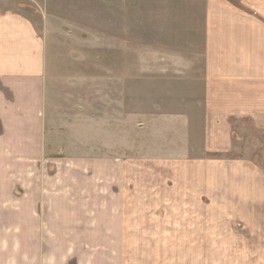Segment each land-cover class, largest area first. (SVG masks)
Instances as JSON below:
<instances>
[{
	"label": "rangeland",
	"instance_id": "374dc122",
	"mask_svg": "<svg viewBox=\"0 0 264 264\" xmlns=\"http://www.w3.org/2000/svg\"><path fill=\"white\" fill-rule=\"evenodd\" d=\"M21 2L46 36L57 136L39 170L0 163V264H260L261 198L246 203L218 174L236 158L264 171V131L237 124L231 152L207 140L205 1ZM92 168L109 182L89 179ZM75 219L80 235H69ZM92 219L124 234H92Z\"/></svg>",
	"mask_w": 264,
	"mask_h": 264
},
{
	"label": "crops",
	"instance_id": "0c3cea01",
	"mask_svg": "<svg viewBox=\"0 0 264 264\" xmlns=\"http://www.w3.org/2000/svg\"><path fill=\"white\" fill-rule=\"evenodd\" d=\"M13 1L0 0V163H25L19 171L25 175L30 166L38 164V170L41 168L57 135L53 133L54 123L49 114L46 36L23 8L13 6ZM204 1L202 65L198 66L197 77H204L201 104L206 115L205 127L212 131L207 140L213 145H228L224 151L231 152L237 124L252 123L254 128L264 131V6L253 9L248 0L242 2L243 7L233 0ZM189 161L194 166L202 163L200 159L181 163ZM225 161H232V165H222L224 170L232 168V173L224 171L218 177L232 179V195H248L245 202L249 203L255 200L250 195L259 194L264 210V171H255L245 159L220 162ZM87 172L91 180L93 176L100 178V186L109 182L106 170L99 173L92 168ZM30 193L28 189V198L32 196ZM100 193L108 195V188L101 187ZM93 195L90 193V198ZM79 222L65 221L67 234L80 235ZM89 223L92 234L102 227H106L103 229L106 234L114 231L124 234V223L110 224L96 219ZM263 252L260 264H264Z\"/></svg>",
	"mask_w": 264,
	"mask_h": 264
}]
</instances>
